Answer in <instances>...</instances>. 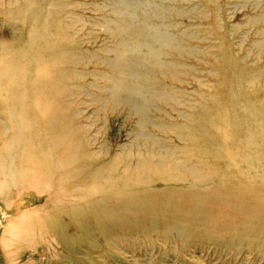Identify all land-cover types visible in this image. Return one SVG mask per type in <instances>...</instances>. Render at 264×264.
Masks as SVG:
<instances>
[{
	"label": "rangeland",
	"instance_id": "374dc122",
	"mask_svg": "<svg viewBox=\"0 0 264 264\" xmlns=\"http://www.w3.org/2000/svg\"><path fill=\"white\" fill-rule=\"evenodd\" d=\"M254 178L264 0H0V264H264L157 196Z\"/></svg>",
	"mask_w": 264,
	"mask_h": 264
},
{
	"label": "bare ground",
	"instance_id": "6f19581e",
	"mask_svg": "<svg viewBox=\"0 0 264 264\" xmlns=\"http://www.w3.org/2000/svg\"><path fill=\"white\" fill-rule=\"evenodd\" d=\"M249 172L247 173L249 174ZM238 179L241 182L245 180V176L241 175ZM247 180L252 181V179ZM253 180L252 183L254 184H246L237 188L228 185L205 189L185 188L183 190L175 186L164 187L157 196L165 197L169 202L173 198V205L179 206L178 210H182L187 219L189 216V220L198 222L202 227H210L211 232L214 229L221 228L220 226H223L227 217L231 218L232 221L238 222L237 236L234 234L230 237V241L233 243L240 242L243 236H247V227L251 221L255 226L254 233L252 232L253 235L250 237V243H252L259 236L264 238V183L260 182L258 184L256 178ZM152 192L145 193L144 190L134 191L126 195H120V197H125L119 198V200L125 201L123 205L127 209L140 203L144 204V209L142 211L137 210L135 213L136 218H140L143 214H152V210L145 206V195H150ZM116 198L118 199V197ZM250 209L254 211V214H250ZM172 215L175 216V212H172ZM175 220H173V223L176 224ZM236 228L233 225L232 233Z\"/></svg>",
	"mask_w": 264,
	"mask_h": 264
}]
</instances>
